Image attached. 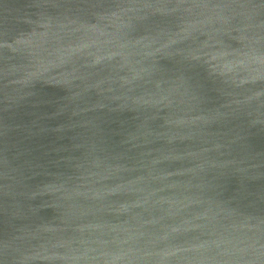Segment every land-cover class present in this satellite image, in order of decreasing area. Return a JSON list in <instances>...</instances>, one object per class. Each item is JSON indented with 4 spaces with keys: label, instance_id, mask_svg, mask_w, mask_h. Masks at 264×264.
<instances>
[{
    "label": "water",
    "instance_id": "obj_1",
    "mask_svg": "<svg viewBox=\"0 0 264 264\" xmlns=\"http://www.w3.org/2000/svg\"><path fill=\"white\" fill-rule=\"evenodd\" d=\"M0 264H264V0H0Z\"/></svg>",
    "mask_w": 264,
    "mask_h": 264
}]
</instances>
